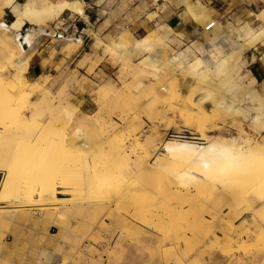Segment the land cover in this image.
Masks as SVG:
<instances>
[{
  "label": "bare ground",
  "instance_id": "6f19581e",
  "mask_svg": "<svg viewBox=\"0 0 264 264\" xmlns=\"http://www.w3.org/2000/svg\"><path fill=\"white\" fill-rule=\"evenodd\" d=\"M66 12L87 21L81 0H0V246L31 243L45 224L59 231L53 250L36 244L41 251L23 259L99 264L72 258L110 235L107 246L129 249L133 264H264V82L240 60L264 45V8L233 26L209 20L204 44L183 49L182 34L162 22L140 38L122 29L107 44L100 28L86 31L94 43L79 68L103 47L122 82L100 85L91 104L69 81L26 78L41 36H55L59 55L81 48L83 35L47 29ZM208 16L196 1L181 18Z\"/></svg>",
  "mask_w": 264,
  "mask_h": 264
},
{
  "label": "rangeland",
  "instance_id": "374dc122",
  "mask_svg": "<svg viewBox=\"0 0 264 264\" xmlns=\"http://www.w3.org/2000/svg\"><path fill=\"white\" fill-rule=\"evenodd\" d=\"M84 3V9L87 8L86 1H82ZM107 7L104 8H98L95 10L96 16L93 17V21L90 22V25L88 27V31H91L92 33L97 31L98 28L101 29V34L98 36L99 40L103 44H107L115 39V35L117 31H120L122 29H128V25L125 22H118L114 23L113 20H116L119 18L122 14V10H125L124 2L122 4L117 5L116 0H107L106 3ZM117 8V11H116ZM90 11V10H89ZM90 15V13H89ZM75 15L70 14V12H66L63 14L58 20H55L53 23H48V30H53L55 35L58 37V34H62V36H68L74 34L75 36H80V33H76L75 29H67V26L71 23L70 21L73 19ZM147 19L149 20L148 16ZM3 20L5 23L9 24L13 19L9 13V10H4V16ZM119 20V19H117ZM210 20V16H208L207 20L201 21L200 24L196 23L198 27H201L200 31L197 30V33L192 34V36H186L182 34L181 44L180 47L183 49V45H189L192 42H200L204 44V34H209V32H204V27L207 24V22ZM151 21V20H150ZM216 22L221 23L222 25H236V24H242L245 21L244 20H231L228 18H221L219 20H215ZM117 25V26H116ZM103 26L104 29H103ZM155 24H152V26H149L146 31L135 33L131 31L129 32L135 37L140 38L144 35L148 34L150 31L155 29ZM230 41L229 44H232V40L234 37H236V33L233 30H227ZM81 32V31H79ZM177 32V31H176ZM180 33V32H179ZM82 35V34H81ZM39 46L40 44H43L44 46H48V55L51 59L57 60V65L54 69V73H48L45 74L48 77L50 83L60 84L65 81H69L71 83V95L79 97V99H82L87 104H91L92 99L96 95V91L98 90V87L103 84H110L114 85V87H119L122 85V82L117 79V72L120 69V65L116 63L115 61H112L111 58L108 55L102 54V48L98 51L97 54L92 55V57L87 58V64L83 69L79 68V61L83 59L86 54H91V46L94 43V40L91 36L87 37L86 40L83 39V44L79 50L74 52L69 57L59 55L57 52V42L56 38L50 37V36H41L37 40ZM101 44V45H102ZM229 45L230 47L233 46ZM258 45L255 47H251L248 50H246L242 56L240 57L241 61L244 63L245 68L243 70L247 69V55L250 54L251 51L257 50ZM264 47V45H263ZM229 48V47H227ZM176 50V48H175ZM261 52V50H258ZM260 57L264 61V53L261 52ZM138 59V57H137ZM137 61V60H136ZM135 61V62H136ZM6 73V72H5ZM11 73V72H10ZM10 74H5V79H10ZM26 78L29 81H34L36 78H30L26 74ZM264 82V80H261L259 83ZM107 88H110L107 86ZM94 108V107H93ZM96 110V109H95ZM95 111H91L90 113L93 114ZM144 123V132L151 128L149 124L146 122ZM245 132L253 134L252 130L248 126V122H242ZM159 134H162V131L159 132ZM170 135H173V131L171 130L169 132ZM20 234L23 235V230L19 229ZM39 233L34 236L32 239V242L29 243L28 241H23V237L20 240H14L12 237H8L7 240L3 241L2 245L0 246V251L3 254L6 253H12L10 257L2 256L0 259V264H40L36 259L33 258H25L23 259V251L29 254H36L41 251L40 248H37L34 245L42 244V246L45 248V243H49V247L47 248L49 251L53 250L52 244H54V239L58 236L59 231L57 228H53L50 226H46L45 224H40ZM51 234L52 236H50ZM109 236H102L99 242L92 243V242H86L82 244L78 250V254L74 256L72 259L75 261L81 260L83 263L90 262L91 260L94 261H100L99 264H133L129 260V249H119V248H113L114 244H112L110 247L107 246L106 240L109 239ZM117 237V236H115ZM115 241V240H113ZM94 248L93 250H90L91 248ZM73 255H71L72 257ZM109 258V259H108ZM57 263H60V259L56 260ZM53 262L45 263V264H51Z\"/></svg>",
  "mask_w": 264,
  "mask_h": 264
},
{
  "label": "crops",
  "instance_id": "0c3cea01",
  "mask_svg": "<svg viewBox=\"0 0 264 264\" xmlns=\"http://www.w3.org/2000/svg\"><path fill=\"white\" fill-rule=\"evenodd\" d=\"M25 0H18L19 3H23ZM72 1V0H68ZM84 1V0H81ZM87 8L84 9L87 21H84L78 16H74L70 21L71 23L67 26V29H75L76 33L82 34L83 39H87L86 31L90 22L93 21V17L96 16L95 10L98 8L107 7V0L101 5H98L99 0H85ZM117 5L124 2L125 10H122L121 16L113 20L114 23L124 21L125 15L134 17V24H128V29L135 33L146 31L149 26L156 24V22H162L173 28L175 31L186 35L187 37L200 31L201 27H198L195 22L191 19L183 20L181 18L187 4L200 2L208 10L210 20H219L221 18H228L231 20H253L254 16L264 8V2L262 0H116ZM90 10V11H89ZM117 11V8H116ZM90 13V15H89ZM151 13L156 14L154 20H148L147 16ZM95 18V17H94ZM256 24L260 25L258 22ZM117 26V25H116ZM33 28L29 24L24 25L23 32H26ZM81 31V32H79ZM131 33V32H130ZM48 46L40 44L37 48L36 53L32 56L27 76L30 78H38L48 73H54V69L57 65V60L51 59L48 55ZM261 50L264 53V47L258 45L257 50H253L247 55V69L249 75L253 77L257 82L264 80V61L260 57Z\"/></svg>",
  "mask_w": 264,
  "mask_h": 264
},
{
  "label": "built area",
  "instance_id": "2783aa9c",
  "mask_svg": "<svg viewBox=\"0 0 264 264\" xmlns=\"http://www.w3.org/2000/svg\"><path fill=\"white\" fill-rule=\"evenodd\" d=\"M213 23H210V24H208L206 27H205V30H204V32H209V31H211V29L213 28ZM59 35V34H58Z\"/></svg>",
  "mask_w": 264,
  "mask_h": 264
}]
</instances>
